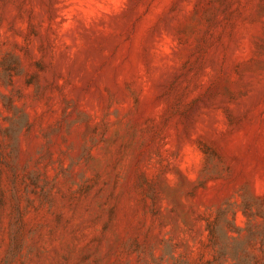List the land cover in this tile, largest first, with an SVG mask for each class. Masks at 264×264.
<instances>
[{
	"label": "rangeland",
	"instance_id": "374dc122",
	"mask_svg": "<svg viewBox=\"0 0 264 264\" xmlns=\"http://www.w3.org/2000/svg\"><path fill=\"white\" fill-rule=\"evenodd\" d=\"M0 264H264V0H0Z\"/></svg>",
	"mask_w": 264,
	"mask_h": 264
}]
</instances>
